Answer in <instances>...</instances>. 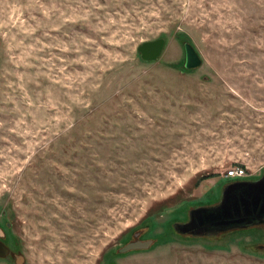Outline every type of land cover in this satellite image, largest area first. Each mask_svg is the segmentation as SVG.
Segmentation results:
<instances>
[{
  "label": "rangeland",
  "instance_id": "374dc122",
  "mask_svg": "<svg viewBox=\"0 0 264 264\" xmlns=\"http://www.w3.org/2000/svg\"><path fill=\"white\" fill-rule=\"evenodd\" d=\"M232 166L264 168V0H0V264H264L263 224L174 230Z\"/></svg>",
  "mask_w": 264,
  "mask_h": 264
},
{
  "label": "water",
  "instance_id": "95a60500",
  "mask_svg": "<svg viewBox=\"0 0 264 264\" xmlns=\"http://www.w3.org/2000/svg\"><path fill=\"white\" fill-rule=\"evenodd\" d=\"M162 45L163 40L156 39L143 42L137 50L143 58L154 59L160 53ZM191 62L197 65L199 60L192 58ZM262 223L264 224V174L258 180L234 181L226 185L217 205L191 208L188 221L176 222L174 230L180 234H218ZM2 237L3 233L0 231V238ZM151 244L150 239H137L121 246L119 250L129 252L133 249H147ZM8 253V246L0 240V257L7 256Z\"/></svg>",
  "mask_w": 264,
  "mask_h": 264
},
{
  "label": "flooded vegetation",
  "instance_id": "af4514ba",
  "mask_svg": "<svg viewBox=\"0 0 264 264\" xmlns=\"http://www.w3.org/2000/svg\"><path fill=\"white\" fill-rule=\"evenodd\" d=\"M184 48H185V56H184V62H185V64L187 65V67H189V68H194L195 67V65L196 64H194V63H192L191 62V60H192V58H195V59H197L198 57L196 56V54H195V52H194V50H193V48H191L189 45H187V44H185L184 45ZM264 172V168H263V170H262V172L260 173V175H259V177H257V178H255V179H247V178H245V177H243V178H238V179H234L233 181H230V182H228L226 185H228V184H230L231 182H234V181H244V180H258L260 177H262L263 176V173ZM225 185V186H226ZM221 198V197H220ZM220 198H219V200H220ZM218 200V201H219ZM217 201V202H218ZM209 205H217V203H215V204H209ZM207 206V205H206ZM188 219V218H187ZM188 221V220H187ZM186 221V222H187ZM176 223V222H175ZM263 224V223H262ZM264 225V224H263ZM200 232V231H199ZM203 234H206V233H201L200 232V234H198V235H203ZM194 235H197V234H194ZM206 235H217V234H206Z\"/></svg>",
  "mask_w": 264,
  "mask_h": 264
},
{
  "label": "built area",
  "instance_id": "2783aa9c",
  "mask_svg": "<svg viewBox=\"0 0 264 264\" xmlns=\"http://www.w3.org/2000/svg\"><path fill=\"white\" fill-rule=\"evenodd\" d=\"M226 178H243L245 174V169L242 166H232L230 170L225 173Z\"/></svg>",
  "mask_w": 264,
  "mask_h": 264
}]
</instances>
